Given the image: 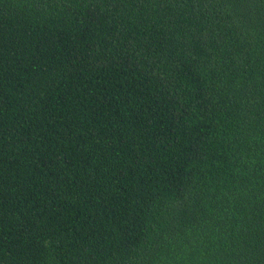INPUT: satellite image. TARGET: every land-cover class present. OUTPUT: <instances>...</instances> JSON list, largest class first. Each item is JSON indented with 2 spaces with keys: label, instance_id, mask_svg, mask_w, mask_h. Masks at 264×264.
Listing matches in <instances>:
<instances>
[{
  "label": "trees",
  "instance_id": "1",
  "mask_svg": "<svg viewBox=\"0 0 264 264\" xmlns=\"http://www.w3.org/2000/svg\"><path fill=\"white\" fill-rule=\"evenodd\" d=\"M0 264H264V0H0Z\"/></svg>",
  "mask_w": 264,
  "mask_h": 264
}]
</instances>
